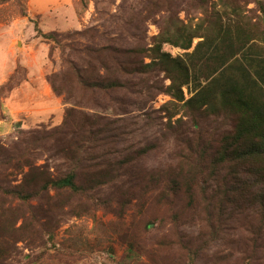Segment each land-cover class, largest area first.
Wrapping results in <instances>:
<instances>
[{
  "label": "rangeland",
  "instance_id": "rangeland-1",
  "mask_svg": "<svg viewBox=\"0 0 264 264\" xmlns=\"http://www.w3.org/2000/svg\"><path fill=\"white\" fill-rule=\"evenodd\" d=\"M157 1L0 0V73H6L0 77V88L6 86L0 91V107L6 99L19 112H14V118L8 108L6 113L0 109V120L6 119L0 126V184L14 188L29 172L41 179L45 169L47 176L59 177L71 167L77 169V182L82 184L85 172L91 181L100 164L109 162L114 170L134 154L132 163L121 164L114 171L113 180L98 174L94 189L76 193L50 188L44 192L33 183L36 195L27 203L1 193L0 264H264V243L257 252L250 240V225L259 223L254 214L250 217V211L227 219L216 241L188 257L182 243L208 228L203 220L205 206L190 204L183 193L171 204L156 202L163 185L159 180L153 182L151 173L177 169L180 153L198 134L195 131L201 129L207 140L213 135L219 138L238 121L236 113L220 104L191 112L185 103L196 93L192 82L183 87L184 100L173 103L175 98L165 90L171 80L160 64L152 72L130 75L118 71L111 57L106 58L109 71L102 65L96 49L111 53L138 47L145 49L140 58L152 61L147 49L159 33L158 21L169 15L161 10L163 6L157 8ZM190 1L175 0L185 22ZM207 1L210 13L219 9L224 17L231 11L220 0ZM239 1L245 21L258 32L247 44L249 52L231 58L223 72L239 73L237 67H241L264 78V0ZM206 19L198 12L191 23ZM203 41V37H195L189 49L168 43L162 49L200 69L214 47L202 46ZM69 61L91 78H99L100 72L103 79H119L127 86L113 91L88 89L76 92L73 98L67 92L56 93L49 77L68 68ZM208 81L201 78L202 85ZM20 86H24L22 92ZM70 108L76 110L74 116L84 114L96 120L107 134L93 153H83L75 161L67 160L63 153L71 135L54 132L65 122ZM72 138L78 135L73 133ZM144 147L147 151L138 154ZM214 212L217 216L218 209ZM136 240L141 247L134 251L129 241ZM250 253L253 259H249Z\"/></svg>",
  "mask_w": 264,
  "mask_h": 264
},
{
  "label": "trees",
  "instance_id": "trees-1",
  "mask_svg": "<svg viewBox=\"0 0 264 264\" xmlns=\"http://www.w3.org/2000/svg\"><path fill=\"white\" fill-rule=\"evenodd\" d=\"M220 2L222 6L231 10L225 13L224 17L221 16L219 9L214 12L213 8L210 13L207 0H191L186 8L185 22L179 15L175 0L157 1V8L163 6L161 10H167L169 15L167 19L158 21L159 33L153 46L147 49L152 59L149 63L140 58L145 49L138 47L117 49L111 53H106L105 48L95 50L100 55V62L105 69L109 71L106 58L111 57L116 61L117 70L124 75L152 72L156 64L162 65L166 78L171 80L165 90L175 98L173 103L184 100L183 87L194 83L196 93L185 103L193 113H197L195 110L201 106L214 105L216 108L220 104L224 110L238 115L234 129L224 131L219 138L213 135L207 140L201 135V129L195 131L198 134L187 142L185 152L180 153L182 159L177 169L172 167L151 173V180L153 182L159 180L163 185L156 196L157 204H171L177 194L183 193L190 204L205 206L203 220L208 228L195 239L182 243L188 257L216 241L219 238L218 234L226 228L223 223L226 224L227 219L241 217L244 211H250V217L254 214L259 221L257 225L249 227L252 246L256 247L258 252L264 243V78L260 73H246L241 67H237L239 73H224L231 58L249 52L247 44L256 38L258 31L245 21L239 0ZM198 12L204 13L207 19L193 25L191 21ZM191 13L193 15L189 18ZM210 17L212 20L208 22ZM51 35L53 36L49 34L50 37ZM195 37L204 38L202 46H214L207 58L203 59L201 63L203 66L200 69L195 63L185 64L162 49L165 43L189 49ZM119 54L121 58H118ZM97 74L99 78H91L90 73H86L81 66L69 61L68 68L51 74L49 81L56 93L67 92L72 98L76 92L88 89L113 91L127 86L119 79L107 81L100 72ZM201 78L209 80L206 85L201 84ZM77 100L82 104L83 100L80 97ZM75 111L72 108L68 109L65 122L54 130L58 135H71L63 148L64 156L69 161L77 160L83 153L87 155L93 153L107 137L105 130L97 125L96 120H90L91 118L84 114L74 116ZM68 116L70 119L67 120ZM73 133L78 135L77 139L72 138ZM147 149L148 147H144L137 153L142 154ZM133 156L134 154L121 164L132 163ZM121 164L116 165L114 170L109 162L100 164L95 179L89 181L87 179L89 172H85L82 184L77 182L79 175L74 167L59 177L50 174L47 176L45 169L40 172L41 179L29 172L25 175L23 183L14 188L6 189L0 184V194L4 196L11 194L18 197L21 202L27 203L36 195V191L32 189L33 183L40 185L44 192L50 188L83 192L96 188L99 184L98 174L113 180L114 171H117ZM160 172L163 174H159ZM215 209H218L217 216ZM150 226L148 223L146 228L149 229ZM129 247L137 251L141 244L137 240L134 243L129 241ZM253 256L250 253L249 259H253Z\"/></svg>",
  "mask_w": 264,
  "mask_h": 264
},
{
  "label": "crops",
  "instance_id": "crops-1",
  "mask_svg": "<svg viewBox=\"0 0 264 264\" xmlns=\"http://www.w3.org/2000/svg\"><path fill=\"white\" fill-rule=\"evenodd\" d=\"M38 67H39V65H38ZM2 75H3L4 77H6V73H0V77H1ZM18 89H19V92H22V90H24V86H20V87H18ZM18 89H17V90H18ZM3 102H4V106L0 107L1 111H3V112L6 113V108H8V110L10 111V114L12 115L11 117L16 118L15 115H14V112H15V111H16L17 113H19V112H18L17 110L13 109L14 106H11V103H9L8 101H6V99H4ZM5 121H6V119H2V120H0V126H1V128L3 127V123H4ZM4 126H5V125H4ZM4 128H6V127H4Z\"/></svg>",
  "mask_w": 264,
  "mask_h": 264
}]
</instances>
